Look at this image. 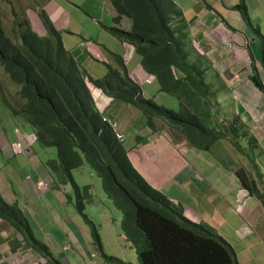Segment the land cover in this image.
<instances>
[{
    "label": "trees",
    "instance_id": "16d2710c",
    "mask_svg": "<svg viewBox=\"0 0 264 264\" xmlns=\"http://www.w3.org/2000/svg\"><path fill=\"white\" fill-rule=\"evenodd\" d=\"M112 2L118 12L116 22L127 17L132 21V27L129 31L111 28V33L134 48L146 72L156 76L160 92L179 98L181 110L174 111L144 99L140 87L130 80L128 68L121 57L116 61L125 77L121 76L119 69L112 71L110 79L105 81L110 90H117L118 99L142 110L154 132L159 131L156 119L164 120L199 151L211 152L224 139H246V143L253 141L238 118L226 125L228 123L221 121L217 114V124L214 123L213 111L216 106L212 100L217 101L218 91L207 77L206 70L198 63V53L193 50V63L185 55L183 37L189 35L186 27L181 26L182 20L178 21L181 11L174 0ZM234 8L252 27L245 0ZM253 28L255 36L263 42L264 67V37L258 27ZM8 46V43L0 44L2 56L7 57ZM44 52L48 53L43 61L22 71L11 68L9 72L12 79L22 85L25 116H29L32 122L44 125L40 132L41 139L46 138L45 132L64 138L56 137L53 142L59 148V159L63 163L56 169L60 170L58 176L67 181L72 178V171L88 165L102 178L107 196L114 200L125 221L135 222L138 226L139 237L130 240L137 249L139 264H239L230 243L205 226L187 219L181 207L172 205L162 192L152 189L143 180L128 156L129 146L121 142L113 126L95 112L78 67L64 68L66 59L63 54L58 55V46L51 42L46 50L40 51ZM17 65L15 63L13 67ZM253 67L251 80L264 93V84L257 68ZM69 124L73 127L71 133L67 129ZM207 126L210 128L207 129ZM219 127L226 132L217 131ZM235 150L242 154L246 150L248 153L247 148L238 142H235ZM247 156L250 157L249 154ZM248 173L242 168L235 175L241 185L264 204V189L258 188ZM80 197L82 195H77V199ZM91 197L88 194L87 200ZM78 203V211L82 213L84 202L81 199ZM132 203L136 204L135 207ZM9 210L10 206L0 194V217L8 221H27L22 215L11 218ZM84 218L87 219V216L84 215ZM26 228L24 233L30 236L28 230H31L28 226Z\"/></svg>",
    "mask_w": 264,
    "mask_h": 264
},
{
    "label": "rangeland",
    "instance_id": "374dc122",
    "mask_svg": "<svg viewBox=\"0 0 264 264\" xmlns=\"http://www.w3.org/2000/svg\"><path fill=\"white\" fill-rule=\"evenodd\" d=\"M26 1L31 2V6L28 7L26 5ZM202 1L205 4L214 7L216 10L223 11L224 9H228L230 7L232 0ZM174 2L177 9L182 11L180 13L182 18H178V21L182 20L181 26L183 25L188 28L189 31H191L192 28L197 25L190 24L192 16L193 14L197 15L198 12H191L189 11V8L194 7V11H198V0H174ZM239 3H241V0ZM53 4L60 8L58 11L65 13L68 17V27L62 33L66 47L71 48L74 55L79 56V62L86 68L88 72L99 76L98 78H102V76L107 73L108 66H115V61L120 58L122 54L124 57L127 54V62L129 61L130 65L129 70L134 72L138 69V67H140V57L137 55V53H132L130 51V46H127L128 51L125 53V46L123 47L122 42L115 38L107 30L108 27L114 26V16L111 12L110 5L107 3V0H0V12L3 16L2 21L5 34L15 41L16 36H18V31L21 29V27L17 25V22L23 24L24 20L28 19L26 14L29 13L30 16L34 17V14H36V8L45 9L47 6H53ZM245 4L248 6V0H245ZM24 7L28 8L24 10ZM252 9L254 12L257 10L260 12L262 11L257 7H251L248 11L252 13ZM30 10H32L34 14L30 12ZM48 14L51 15L49 12ZM115 26L118 29L129 31L132 26V21L130 19L124 18L119 24H116ZM78 30L82 33V35L77 32ZM183 38L185 55L190 59V62L193 63L195 58L191 41L187 36H184ZM131 71L130 76L134 81L137 79V77L141 79L139 74H136L135 72L133 73ZM218 78L219 76L215 75L213 78V83L218 87H225V84L227 85V83H225V81L218 80ZM142 86L145 90V94L149 98L153 99L158 105H162L174 111L181 110V105L176 97L169 94L160 93L159 88L157 90L158 81L155 76L147 77L145 80H143ZM218 87L217 90L219 94H217L216 98H218L222 103L226 98L225 91L220 92ZM19 91V86L15 85L11 79H9L4 69L0 68V133H2L5 129L2 112L6 111L7 113L11 114L8 103L11 106H17L14 108V110H17L21 105V100L18 95ZM212 101H214L213 104L216 106L213 111V118L215 121L214 123H216V120L218 119V114L221 121L227 120L226 123L228 124H225L230 125L232 123L231 114L227 109H223L224 111L221 110L219 103L216 100ZM222 104L223 106H227L225 103ZM107 105L108 103L104 102L100 106L105 108ZM111 105H115V103H111ZM138 117H140L138 109L131 105L125 106L122 109L119 108L118 112L116 113L117 121L125 124L122 127L123 131L125 130V126L126 128H129L131 122L137 118L133 123L135 130L140 132L139 135H136L137 137L145 135L144 132L148 130L146 116L143 115V117ZM209 128L210 126H207V129ZM13 129L4 133L12 135ZM218 130L222 132L224 129H220L219 127L217 131ZM214 131H216V129H214ZM224 131L226 132V130ZM127 133L130 135L131 133L135 132L131 130L127 131ZM171 133L172 136L168 134V138L175 145L171 144L164 150L161 149L162 145L160 144L161 139L159 137H150L148 141L139 138L142 141L138 147V152L142 153L143 160L141 164L142 169H139V173H142L145 176L153 177L152 179L155 180L152 183H159V189L157 190L165 189L166 192L164 193L168 198H170L172 203L179 204L181 189L175 190L172 185L166 186L165 183L167 181L165 180L172 178L173 176L179 177L185 169L183 168L184 166H191L190 168L195 166L197 168L199 166V160L198 163L196 162L194 164V155H190V150L188 149L191 148V144L189 143L190 145H188L183 140V143H180L179 139L181 134L176 133L173 129H171ZM249 133L251 135L250 131ZM129 142H131V136ZM235 142H238L242 147L247 146L246 139L233 141L230 139L229 141L224 139L220 143H217L216 146L212 148L211 154L206 153L203 155L205 161H201V166H203V168L201 169L200 174L208 178L215 179L217 176L216 170L218 167H220L221 170H230L228 175L233 176L230 178L236 180L234 175L235 173H232V171L235 169L240 170L245 167V170L251 173L253 169L249 167L250 163H248L247 157L239 154V152L233 148V146L235 147ZM137 144L138 143H135V146ZM148 147L152 150L153 157H149L147 154H145V151ZM131 149L132 148H130V150ZM34 151L37 153V159L35 161L34 159L31 161L26 155L14 154L9 151L0 150V179L3 177L5 182H10L12 186L11 189L13 190L14 188L17 194L23 193L25 196H32L30 200V209L26 210V217L28 218L29 223L28 229L30 228L31 230V232L28 230V232L31 234L28 236V238L31 240V242L36 243L37 237L34 233L43 234L44 232L49 231L56 234L57 237L49 233L53 239L58 241V243H63L72 247V243L69 240L71 237L68 236L69 233L64 234V231L69 232V229L63 223L60 224L58 221V218H67L68 220H72L75 224L83 226L88 231V236L90 238H92V233L95 231L96 234L103 238L102 242L103 244H106V247L109 246L111 248H118L120 250L119 253L122 254L124 249L122 243L120 242V238L118 237V239H116L118 242L109 241L112 239L114 231L123 233L122 221H124L125 224L126 221L123 218V214L120 209L116 207L114 200L107 196L102 178L99 177V175L88 165H83L82 167L72 171V178L68 179L67 181L63 180L60 178V176H57L50 170L48 171L49 174L45 176H38L37 178L36 174L39 173L41 167L40 162H44V164H46L48 159H53L56 157L57 151L54 146L42 147L41 145H35ZM251 155L252 154L249 153L250 157H252ZM130 157L133 158L132 154H130ZM158 169L163 170V172L160 173L161 177L158 176L159 173L156 171ZM49 175L52 179H55L59 185V188L54 190L55 185L50 184L49 193L45 197L36 200L31 194L29 187L23 183V180L26 178V176H35L36 179H33V181H40L42 179H46V177ZM257 177L258 185L261 187L264 178L262 174H259ZM71 179L77 184V186L73 185ZM188 179L189 177L184 178V180ZM184 185H187V187L191 190L195 200H185L183 201V205L189 208L191 212L197 217L198 214H206L223 206L221 205L217 196H214L209 200V195L211 194L209 188H201V190H198L195 187V184L193 185L190 181H185ZM196 185L198 186V183ZM204 191H207V193H204ZM88 194H91L92 197L87 200ZM7 195L9 194H6V196ZM10 195H12V193H10ZM77 195H82V197L77 199ZM225 196L229 201L233 200L235 197L231 194ZM81 199L84 202V210L82 213H80L77 208L78 204H80L78 202ZM214 199L216 200L215 202H213ZM237 199L238 198L236 196V204L238 203ZM20 204L25 208L29 206L28 201L25 200V197H22ZM42 204L45 205L43 207H47V211L42 209ZM132 205L135 207L136 204L132 203ZM65 210L66 213L68 212L67 215L64 213ZM84 215L87 216L88 220L84 218ZM132 216L134 217L135 215ZM210 216H212V214ZM230 218L231 216L226 221L231 220ZM0 221L2 220L0 219ZM89 221L92 222V224H90ZM226 221H216L213 222V225L221 226L222 228L220 231H223L231 238L233 234L231 233L229 225L232 221L227 223ZM104 249L107 250L105 247Z\"/></svg>",
    "mask_w": 264,
    "mask_h": 264
},
{
    "label": "crops",
    "instance_id": "0c3cea01",
    "mask_svg": "<svg viewBox=\"0 0 264 264\" xmlns=\"http://www.w3.org/2000/svg\"><path fill=\"white\" fill-rule=\"evenodd\" d=\"M239 2L240 0H232L230 7L221 11L205 4L202 0H198V11H194V7L189 8L191 12H198L197 15L193 14L190 23L191 25H197L189 32L192 35V45L195 41H198V62L202 63L205 59L208 60L214 71L217 72L219 76L218 80L227 83L225 87L214 85L216 90L218 87L220 92L225 91L226 98L222 103H225L227 106H223L217 98L219 107L221 110L227 109L231 114V119H234L233 117L240 119L244 123L245 128L251 132L250 135L248 131L253 141L247 142L249 151L248 153L245 151L243 155L252 154V157L247 156L248 163H250L249 167L253 169V174H262L264 178V93L251 80L254 72L253 66H255L264 84V67L262 65L263 42L255 36L254 28L250 27L243 20L238 10H235L234 7ZM251 7H257L262 10L261 12L259 10L254 12L252 9L253 12L248 11V13L251 23L254 27L260 29L264 37V0H248L247 9L249 10ZM225 121L227 122V120ZM161 145L162 150L166 149L164 143H161ZM188 149L190 150V155H194V164L198 163L199 160V166L197 168L195 166L192 168H190L191 166H184L183 168L185 169L179 177L173 176L165 180L168 182L165 183L166 186L172 185L175 190L181 189L180 201L182 203L185 200H195L191 190L187 185H184L185 181H190L193 185L195 184L198 190L209 188L211 191L209 200L217 196L223 206L206 214H198V217L189 208L183 206L185 214L193 221L204 224L215 233H218L230 243L236 253L239 264H264V204L255 196H251L250 194L246 196L244 191V195H241L242 197L239 195L240 181L234 174L237 171L236 169V171L231 170L232 173L234 172L236 180L230 178L233 176L228 175L230 170H221L220 167L216 170L217 176L215 179L200 174L203 168L201 161H205L203 155L206 153L196 151L193 148ZM131 154L133 157L131 160L139 171V169H142V153L134 150ZM145 154L153 157L152 150L149 147L145 151ZM156 171L159 173L158 176L161 177L160 173L163 170L158 169ZM140 174L156 190L159 189V183H152L155 180L152 179L153 177ZM42 175H45V172L39 171L36 177L38 178V176ZM187 177L189 179L184 180ZM46 178L51 180L50 176ZM197 183L198 186L196 185ZM6 184L12 187L9 183ZM262 187H264V180ZM33 189H36V184L30 186L29 190L31 194H34ZM160 191L166 192L165 189ZM10 192L12 191H8L7 193ZM204 193H207V191H204ZM229 194L235 196L231 201L225 196ZM236 196L238 198V205L242 207L240 213L235 210ZM215 201L214 199L213 202ZM64 213H66V210ZM211 214L212 216H210ZM230 216L231 220L229 221L232 222L229 227L233 234L231 238L223 231H220L221 226L213 225V222L226 221ZM58 221L69 229V232L64 231V234L69 233L68 236L71 237L69 240L72 243V247L58 243L49 234L51 233L56 236L53 232L34 233L40 241L42 238V242L49 247V251L56 257V261L53 262L50 258L45 260L38 253V250L33 251L24 242L25 239L21 234L20 223L18 221H10L7 224L0 221V264H92L94 261L91 259V253L98 251V248L91 242L88 231L83 226L77 225L67 218H58ZM229 221H226V223ZM118 237L124 249L122 254L119 253L120 250L118 248L106 247V244L102 242V237L101 243L105 254H110L109 256L115 257L119 262L109 261V259L103 258L99 254L98 259L96 258L97 260L95 261L96 264H138L133 243H128L129 241H126V237H122L121 233L114 231L113 237L109 242H118L116 241Z\"/></svg>",
    "mask_w": 264,
    "mask_h": 264
},
{
    "label": "clouds",
    "instance_id": "9594fccd",
    "mask_svg": "<svg viewBox=\"0 0 264 264\" xmlns=\"http://www.w3.org/2000/svg\"><path fill=\"white\" fill-rule=\"evenodd\" d=\"M107 3L110 5L111 12L114 16V18H113L114 26L107 28V30L111 33V31H110L111 28H116V26H115L116 24H119L124 18H126V19H129V18L122 17L119 22H116V18L118 17V12H117L116 8L114 7L112 0H110V1L107 0ZM31 4H32L31 2L26 1V5L28 7L31 6ZM28 7H24V10H26ZM59 9L60 8H58L56 5L53 4V6H51V7L47 6L45 9H37L36 8V14H34V12L32 10H30V12H32L35 16L32 17L28 13V14H26L28 19H25L23 24L17 22V25L19 27H21V29L18 31V36H16L15 41L12 40L9 36H7L5 34L4 29H3V21H2L3 16L0 12V44L1 43H8L9 44V46H8L9 49L7 50V52H8L7 57L2 56V54H0V65H1L0 68L4 69L5 73L9 77V79H11V81L15 85L19 86L20 91H19L18 95H19L20 100H21V105L17 110H14V108L17 106H11L8 103V106L11 110V114L7 113L6 111L2 112V115L4 118L5 129L2 133H0V150L1 151H9V152H12L14 154H23V155H26L27 157H29L31 161H33V159L35 161L37 159V153L34 151L35 145H38V146L41 145L42 147L43 146H46V147L54 146L56 151H57L56 157L53 159H48L46 164H44V162H40V166H41L40 171H44L45 175L49 174V172H48L49 170L54 172L57 176L60 173V170L56 171V169L60 168V164L62 163L59 159L60 158L59 148L56 145H54L53 142L55 141L56 137H61V135L55 136L50 132H45L46 138L43 140L41 139L40 132H41V129L43 128L44 125H42L36 121L32 122L29 119V116L28 117L25 116L24 108L26 107L25 106L26 103H24V100L21 97L22 96L21 95L22 85L17 84L12 79L10 72H9V69H11V68L22 71L23 68L27 67V69H28L32 64L39 63V62L43 61L45 59L44 55L48 52L40 53V51L46 50L49 46V42L58 46V55L60 56L61 54H63L64 60L66 59V62L64 64V68L68 69L74 65H76L78 67V69L81 72V78H82L83 85L85 86V88L87 89V91L89 92V94L91 96L92 106L95 108V112L96 113L98 112L100 114L103 121H105V122H107L113 126L114 131L116 133V136L121 142H123V143L125 142L126 145L128 144L127 145V147L129 146L128 156H129L130 160H131L130 154L132 153V151H134V150L138 151V147L142 141L140 139L148 141L150 139V137H153V138L159 137L161 139L160 144L164 143L165 148L171 144L175 145L168 138V134H170L172 136L171 129H173L177 133V131L174 128H172L169 125H167L166 123H164L163 122L164 120L156 119L155 123L157 124L159 131L154 132L150 128V126L148 125L147 116L143 113L142 110H140L139 108H137L135 106L134 107L136 109H138V111H139L140 117H143V115L146 116L148 130L146 132H144L145 135L137 137L136 135H139L140 132L136 131L134 128V125H133V123L137 119L136 118L135 120H133L131 122L130 127L126 128V126H125V130L123 131L122 127L125 124L117 121L116 113L118 112L119 108L122 109L125 106H130V105L133 106V105L130 103H127L121 99H118L117 95H116L117 90H110V88L108 87V84L105 83V81H108L110 79L112 71H117L120 69L121 71L120 70L119 71L121 72V76H123V77H125V73L122 71V68H120V65L118 64L117 61H115V66H110V65L108 66V71L106 74H104L102 76V78H98L99 76H97L95 74H91L90 72H88L86 70V68L79 62V60H78L79 56L74 55L72 49L67 48L65 43H64L62 33L68 27V17L66 16L65 13L58 11ZM48 12L51 13V15H49ZM114 12H115V14H114ZM181 18H182V16H181ZM116 29H118V28H116ZM119 30H121V29H119ZM123 31H125V30H123ZM68 32H69V30H68ZM77 32H79L82 35V33L79 30ZM186 32H187V34L189 33L188 37H189V39L191 41V45H192V37H191L192 35L189 32L188 28H186ZM114 37L117 38L116 36H114ZM117 39L120 40L119 38H117ZM121 42L123 44V47L125 46V48H124L125 53H127V51H128L127 46H130V45L126 42H123V41H121ZM192 47L198 53V41H195L194 44L192 45ZM130 51L132 53L135 52L134 48L132 46H130ZM6 59H8V60H6ZM129 59H130V57H129ZM121 60L125 63V65L128 68V73H129L128 76H129L130 80H132L134 85L136 84L140 87V90L142 92V94H141L142 97L144 99H150V100L154 101L153 99L149 98L145 94V90L142 86V82L147 77H153L155 75L148 74L146 72V70L143 68V66L140 64V67H138V69L134 72L136 74H139L141 79H139L137 77V79L134 81L132 79V77L130 76L131 70H129L130 65H129V61L127 62V54L125 55V57L122 54ZM15 63H18L17 67H13V64H15ZM199 64H201L203 66V68L206 70L207 77H209L210 81L212 79L211 82H213L214 76L218 75V74L216 71H214V69L212 68V66L208 62V60L205 59L204 62L199 63ZM131 72H133V71H131ZM101 83H103V86H100ZM158 88H159V84L157 86V90H158ZM159 92H160V89H159ZM160 93H163V92H160ZM177 99L181 105V101L179 100V98H177ZM25 102H26V100H25ZM104 102L108 103V105L105 108L100 106ZM111 103H115V105H111ZM33 111L35 112V110H33ZM140 117H138V118H140ZM38 119H39V121H42V118L40 116H38ZM14 125H15V127H14ZM11 129H13L12 135L4 133V132L11 130ZM67 129L71 133L73 130V127L69 124ZM131 130H133V132H135V133H131L129 135L127 133V131H131ZM155 135H156V137H155ZM130 136H131V142H129ZM173 136L176 137L175 135H173ZM61 139L63 140L64 138L61 137ZM182 140L185 141L186 144L190 145L187 138L184 139V137L181 136L179 139L180 143H183ZM135 143H138V144L135 146ZM130 148H132V149L130 150ZM191 148L195 149L192 146H191ZM233 148L235 149L234 146H233ZM246 148H248V144H247ZM195 150L199 151L197 149H195ZM245 151L246 150H244L243 153H245ZM200 152H205V153L211 154V152H206V151H200ZM239 154L243 155L240 152H239ZM243 156H245V155H243ZM131 163L134 166L132 160H131ZM134 168L139 173L138 169L135 166H134ZM45 175H43V176H45ZM257 176L258 175L253 174V171L251 173H248V177H251L252 179H254L256 181L258 188L263 190L264 187H262V186L260 187L258 185V177ZM141 177L143 178L144 181H146V183L152 189L156 190L147 180H145V178L142 175H141ZM33 179H36V177L35 176L34 177L26 176V178L23 180V183L25 185H27L29 188L33 184H36V189H33L34 194L32 193V195L35 197L36 200H39V199L45 197L49 193L50 184L55 185L54 190H57V188H59V185L55 181V179L51 178V180H50L49 178H46V179H42L40 181H33ZM6 183H9L11 185L10 182H5L4 178L1 177V179H0V194L2 195L3 199L8 204V206H10V210H9L10 217L14 218V217H18V216L22 215V217H24V219L26 218V220H27V221H18L20 223L19 226H20L21 234L25 239L24 242L33 251L38 250L39 251L38 253L41 254L45 260L47 258H50V260L52 262L56 261V257L54 256V254L51 251H49L50 250L49 247L44 242L40 241L37 238L36 243H32L31 240L28 238V235L24 233V230L26 229V227L29 224L28 218L26 217V210L30 209V205H31L30 200H31L32 196H25L23 193L17 194L15 192L16 190L14 188L12 190L11 187H9ZM8 191H12V192H10V193H12V195H10V193H7ZM156 191L162 192L160 190H156ZM243 191L245 192L246 196H248L249 194L251 195L249 190L244 188L240 182L239 191H238L240 196L244 195ZM53 192H55V191H53ZM13 193H14V195H13ZM6 194H9V195L6 196ZM251 196H253V195H251ZM22 197H25V200L28 201L29 206H27V208L22 207L20 204V200L22 199ZM167 199L172 203L170 198L167 197ZM239 201H240V199H239ZM238 204L239 203L236 204L235 210H236V212L240 213L242 210V207H241V205H238ZM172 205L181 207L183 209L184 216L187 219H189L190 221H192L196 224H201V223L193 221L192 219H190L185 214L184 207H183L184 205L181 201H179V204H177V203L173 204L172 203ZM41 206H42V209L44 211L48 210L47 207H43L45 205L42 204ZM17 211L20 213H18ZM12 213H17V215H12ZM0 219L2 220L1 222H4L6 224H7V222L10 223V221L3 219L2 217H0ZM89 223L92 224V222H90V221H89ZM122 224H123V227H122L123 233H121V235H122V237H126V241L127 240L129 241L128 243L132 244L133 242H131L130 238L132 239L135 237H137V238L139 237L138 226H137V224L135 225V222H131V221H126V224L124 223V221H122ZM201 225L205 226L204 224H201ZM205 227L207 229H209L210 231H212L207 226H205ZM212 232L215 233L214 231H212ZM215 234H218V233H215ZM91 242L94 245H96V247L98 248V251L91 253V259H92V261H94V262H92V264H96L95 261L98 259L99 254H101L103 258L109 259V261L119 262V260L116 259L115 257H111V256L105 254V252L102 250L101 236L96 234L95 231H94V233H92ZM134 247H135V245H134ZM135 252H136V256H137V262L139 264L136 247H135ZM57 261H58V259H57Z\"/></svg>",
    "mask_w": 264,
    "mask_h": 264
}]
</instances>
